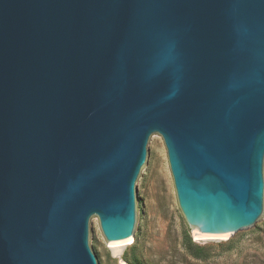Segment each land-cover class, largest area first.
I'll return each instance as SVG.
<instances>
[{
    "label": "water",
    "instance_id": "95a60500",
    "mask_svg": "<svg viewBox=\"0 0 264 264\" xmlns=\"http://www.w3.org/2000/svg\"><path fill=\"white\" fill-rule=\"evenodd\" d=\"M166 146L209 238L264 223V0H0V264H102Z\"/></svg>",
    "mask_w": 264,
    "mask_h": 264
},
{
    "label": "rangeland",
    "instance_id": "374dc122",
    "mask_svg": "<svg viewBox=\"0 0 264 264\" xmlns=\"http://www.w3.org/2000/svg\"><path fill=\"white\" fill-rule=\"evenodd\" d=\"M153 149L157 159L142 180L146 205L139 215V237L114 247L104 237L100 224L93 239L102 264H264V223L241 236L198 239L179 207L163 138ZM190 235L204 248L206 257H194L184 244Z\"/></svg>",
    "mask_w": 264,
    "mask_h": 264
},
{
    "label": "trees",
    "instance_id": "16d2710c",
    "mask_svg": "<svg viewBox=\"0 0 264 264\" xmlns=\"http://www.w3.org/2000/svg\"><path fill=\"white\" fill-rule=\"evenodd\" d=\"M184 244L189 250V252L196 258L203 259L206 257V253L204 248L200 245H197L193 242L192 237L190 235H186L184 238Z\"/></svg>",
    "mask_w": 264,
    "mask_h": 264
},
{
    "label": "bare ground",
    "instance_id": "6f19581e",
    "mask_svg": "<svg viewBox=\"0 0 264 264\" xmlns=\"http://www.w3.org/2000/svg\"><path fill=\"white\" fill-rule=\"evenodd\" d=\"M196 237L198 238V239H205V238H209V236L207 235V233H201V232H199V231H197L196 230ZM229 236H227V237H220V238H228ZM131 242H133V240H130V241H127V242H125V243H131ZM111 244H113L114 245V247H118V246H120V245H122V244H124V243H122V244H119V245H117L114 241H112L111 242Z\"/></svg>",
    "mask_w": 264,
    "mask_h": 264
}]
</instances>
